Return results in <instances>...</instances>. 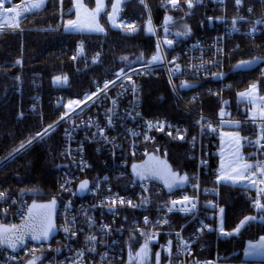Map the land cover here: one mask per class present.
Wrapping results in <instances>:
<instances>
[{
	"label": "built area",
	"instance_id": "1",
	"mask_svg": "<svg viewBox=\"0 0 264 264\" xmlns=\"http://www.w3.org/2000/svg\"><path fill=\"white\" fill-rule=\"evenodd\" d=\"M20 2L0 0V11ZM225 2L171 0L164 5L160 22L155 20L148 0H137L140 8L134 17L124 6L119 7L117 26L130 35L143 30L153 39V51L144 64L115 71L77 107L60 114L59 121L47 130L63 128L60 153L65 170L56 191L44 199L58 205L56 236L49 243H28L17 253L0 247V264H21L36 254L43 256L42 264H120L125 255L138 264V251L143 252L144 264H218L222 257L210 254L211 236L221 242L231 236L219 227L217 203L222 185L217 178L219 135L223 130L241 134L242 159L251 165L232 185L244 190L253 216L264 212V63L253 53L251 62L256 64L240 71L239 88L228 80L221 87L204 89L208 97L227 94L220 113L210 115L195 108L193 103L199 94L190 92L204 80L227 78L239 71L230 66V56L237 48L232 43L242 37L254 41L264 32V0H239L234 17L204 12L202 20L211 34L200 31L186 42L176 37L165 16L175 13L184 20L205 5L225 12ZM27 13L29 10L22 16ZM6 17L2 16L0 30L11 29L4 25ZM168 40L173 42L170 48L164 45ZM81 49L77 43L73 61ZM157 55L160 60L153 62ZM157 69L164 71L173 95L189 113L188 124L151 118L141 112L140 80ZM244 73L255 76L246 78ZM252 85H256L251 92L254 103L240 99V94L248 93ZM181 87L185 94L180 92ZM34 101L31 108L40 99ZM179 147L185 148L186 155L176 168L171 166L168 154ZM152 160L166 165L177 179L184 177V185L170 192L161 182L137 178L135 170ZM85 181L88 187L81 190L79 186ZM0 193V225L11 227L24 220L31 202L40 200L38 194L30 195L33 200L29 201L26 196ZM129 200L135 207L128 204ZM184 207L191 211H180Z\"/></svg>",
	"mask_w": 264,
	"mask_h": 264
},
{
	"label": "trees",
	"instance_id": "2",
	"mask_svg": "<svg viewBox=\"0 0 264 264\" xmlns=\"http://www.w3.org/2000/svg\"><path fill=\"white\" fill-rule=\"evenodd\" d=\"M165 1L148 0L157 22L162 20ZM81 2L90 9L94 8L95 0ZM134 3L124 2L127 13L133 17L139 12ZM225 4L226 13L211 5L197 8L186 20L191 34L183 38L176 32V37L186 42L200 31L211 34L202 20V14L232 16L234 0H226ZM109 11L107 0L104 13L96 18L103 32L72 33L65 31L62 24L74 17L71 0H47L43 9L29 12L19 19V29L0 31V191L12 196L33 192L45 197L53 193L65 169L60 156L62 127L34 140L58 120L64 110L59 102L86 98L116 70H129L142 65L151 55L153 39L144 35L142 30L130 35L112 26L107 18ZM77 43L82 49L73 61ZM232 44H236L237 48L230 56V66L251 62L253 53L261 64L264 63V32L259 33L254 41L242 37ZM95 58L97 62L93 61ZM239 74L240 71H236L235 75L227 78L198 83L190 91L199 94L194 107L210 115L217 114L227 94L208 97L204 89L223 86L228 80L239 88ZM243 75L246 78L255 76L252 73ZM56 77H60L63 83H57ZM180 92L186 93L182 87ZM37 97L40 102L31 109ZM140 110L148 117L164 118L184 125L191 120L189 113L173 95L161 69L141 80ZM21 145L25 147L21 148ZM185 155L183 147L169 152L171 166L178 168ZM217 203L219 227L231 236L225 242L211 236V251L222 254L224 263H246L243 258L245 244L264 236V212L253 216L244 190L231 184L220 186ZM242 221L245 223L241 224ZM120 264L135 263L129 262L125 255Z\"/></svg>",
	"mask_w": 264,
	"mask_h": 264
},
{
	"label": "rangeland",
	"instance_id": "3",
	"mask_svg": "<svg viewBox=\"0 0 264 264\" xmlns=\"http://www.w3.org/2000/svg\"><path fill=\"white\" fill-rule=\"evenodd\" d=\"M108 1L110 3V11L107 14V18H108L109 23L112 26H116V27H118L117 23H116L117 22V12H118V9H119L120 6H124V2H126V1H132L133 3L135 2L134 4L138 8H140L139 7L140 5H138L137 0H108ZM170 1L171 0H166L164 2L163 9H164V5L166 6ZM179 1L184 2L185 0H179ZM14 3L16 4L18 2L14 1ZM71 3L73 5V9H74V12H75L74 13V17L71 20H65L64 22L62 21L63 23L61 22L63 24L64 30L67 31V32H72V33H80V32L98 33V32H100V31H98V29L101 28V26L98 24L96 18L98 17V15L104 13V9H105V5L107 4V0H95V5H94V8H92V9L88 8L83 2H81V0H74V1L71 0ZM237 3H238L237 0H234V4L231 7L233 15L232 16H227V17H234L236 15L235 9H236ZM45 4H46V1H45ZM45 4L43 6H45ZM225 7H226V5H225ZM7 8H11V7L7 6ZM36 11H40V9L36 10ZM36 11H34V12H36ZM226 11H227V9L225 8V13H226ZM29 12H30V10H29ZM151 12H152V10H151ZM162 14H165V9L162 11ZM165 16H166V20L171 22L170 26L172 27L175 35H176V32H177L183 38H185L189 34H191V33H189V28H188V26L186 24V20L189 17L188 15L185 17L184 20L179 19L178 15L175 14V13H167ZM12 17H13L12 14H9L5 18V23H6V24H4L5 26H9L8 24H10L12 22V20H13ZM162 19H163V17H162ZM140 22L143 25L144 22L143 21H140ZM17 29H19V25H18L17 28L16 27H11V29H7V30H17ZM4 30H6V29H4ZM0 31H2V30H0ZM189 40H191V39H189ZM135 67H137V66H135ZM123 71H126V70H123ZM144 78H146V77H144ZM141 80H140V84H141ZM57 83H63V82L59 81ZM140 97H141V95H140ZM239 97L242 100H248L249 102L254 103L253 94L244 95V96H241V94H240ZM86 98H84V99H86ZM84 99L74 100V101H67V102L60 101L59 104L64 106V110H62L60 114H62V113L67 114L69 111L73 110L81 102H83ZM34 103H35V101H34ZM31 109H34V108H31ZM59 119H60V115H59V118H58L57 121H59ZM49 128L44 130L41 134L47 132V130ZM56 128H54V129H56ZM54 129H52V130H54ZM47 133H49V132H47ZM41 134H39V135H41ZM242 142H243L242 136H241V134L238 131H233V130H223V131H221V133L219 135V148H220V151H221V157H220V160H219V163H218V170H217V178H218V181L220 183H230V184L233 183V181H231V180H223V179H221V177H223L225 175H233L234 176V175H236L237 171H239V172H241L243 174V171H244L243 165L245 164V162L242 159V155H241ZM60 156H61V153H60ZM240 180H241V178H237L236 182L240 181ZM58 184H59V182H58ZM0 192H3V191H0ZM33 194H36V193L28 192L26 194L16 195V196L17 197H21V198L23 196H26V198H28V200L30 201V200H33V198L30 196V195H33ZM6 195H7V193H6ZM13 196H15V195H13ZM1 225L8 226L7 224H1ZM8 227H11V226H8ZM13 227H15V226H13ZM262 242H264V236L259 238L255 242L246 243L245 247H244L243 258L246 261H248L250 259H264V248L256 247V248L253 249V248L250 247L251 245L259 246ZM246 253H250V254H246ZM43 259H44L43 256H40V254H36L34 256H28L27 258H25L24 260L21 261L22 262L21 264H42L43 263ZM136 259L138 261V264H144V255H143L142 251H138L136 253ZM227 264H230V263H227Z\"/></svg>",
	"mask_w": 264,
	"mask_h": 264
},
{
	"label": "water",
	"instance_id": "4",
	"mask_svg": "<svg viewBox=\"0 0 264 264\" xmlns=\"http://www.w3.org/2000/svg\"><path fill=\"white\" fill-rule=\"evenodd\" d=\"M164 45L170 48V45L166 42H164ZM255 64L256 62L239 63L236 66V70L246 71L251 69ZM134 173L137 178L143 177L161 182L170 192L178 190L184 185V180L181 181V179H177L171 175L168 167L159 163V161L145 162ZM57 209L58 206L55 201L31 203L28 206L26 217L21 223L15 227L0 225V239H4L5 241L0 247L12 253H17L28 243L39 244L51 242L56 236L55 224ZM49 224L52 227L49 230L47 238L41 236L39 240L32 239L33 235H40L42 230ZM18 238H22L23 242ZM12 244L15 245V248L11 247Z\"/></svg>",
	"mask_w": 264,
	"mask_h": 264
},
{
	"label": "snow or ice",
	"instance_id": "5",
	"mask_svg": "<svg viewBox=\"0 0 264 264\" xmlns=\"http://www.w3.org/2000/svg\"><path fill=\"white\" fill-rule=\"evenodd\" d=\"M173 2H175V0H173ZM237 2L239 3V0H237ZM37 7H39V5H33V8H37ZM73 27H74V26H73ZM98 31L103 32V28H99ZM148 31L151 32L152 29L149 28ZM177 35H180V34L178 33ZM166 43L169 44V45H171L173 42H172L171 40H168V41H166ZM152 60H153V62L159 61V60H160L159 55L154 56V57L152 58ZM243 63H247V62H243ZM238 67H239V66H238ZM117 77H119V73L117 74ZM55 79H56L57 82L60 81V77H56ZM107 87H108V85L106 84V85H105V88H107ZM255 88H256V85H252V86H251V89H250V91H249V93H241V96H244V95H251V92H252L253 90H255ZM149 127H152V125H149ZM162 128H163V125H161V129H162ZM29 143H31V142H29ZM24 147H25V145H21V148H24ZM250 167H251V165H249V164H244V165H243V168H244V169H247V168H250ZM141 178H143V177H141ZM237 178H243V177H242V173L239 172V171H237V172H236V175H234V176H233V175H225V176L221 177V179H223V180H231V181H233V183L236 182ZM180 179H181V181H183L185 178H184V177H181ZM79 187H80V189H86V188L88 187V182L85 181V182L81 183ZM2 196H3V193H0V197H2ZM184 200L187 201V200H188V197H185ZM121 203H124V201L122 200ZM174 203H175V202H174ZM180 203H183V202H180ZM128 204H129L130 206L135 207V205H133L132 202H131L130 200L128 201ZM259 206H260L259 203H257V207H259ZM193 208H195V205H193ZM169 211H171V209H169ZM180 211L187 213V212H190L191 209H189V208H187V207H184V208L180 209ZM222 211H223V209H221V212H222ZM250 219H255V218H250ZM145 222H147V221H145ZM165 223H167V221H165ZM243 223H245V221H242V222H241V224H243ZM51 227H52V226L49 224L47 227H45V228L42 230V232L40 233V235H33L32 239H33V240H39L41 236H43L44 238H47V237H48L49 230L51 229ZM64 231H65V232H68L69 229H68L67 227H65V228H64ZM225 235H228V233H225ZM18 239H21V242H23V241H22V238H18ZM4 242H5L4 239H0V245H2ZM11 247L15 248V245L12 244ZM250 247L253 248V249L256 248V247L264 248V242H262L259 246H257V245H251ZM246 254H250V253H246Z\"/></svg>",
	"mask_w": 264,
	"mask_h": 264
},
{
	"label": "bare ground",
	"instance_id": "6",
	"mask_svg": "<svg viewBox=\"0 0 264 264\" xmlns=\"http://www.w3.org/2000/svg\"><path fill=\"white\" fill-rule=\"evenodd\" d=\"M45 1H47V0H22L21 2H20V4H18V5H14L11 9H9V10H7V11H3L2 10V8H1V11L0 12H2V16H4V15H6V16H8L9 15V13L10 14H12V18H13V20H12V22L10 23V24H8L9 25V27H18V25H19V23H18V25H17V21L19 22V18L24 14V13H26L28 10H39L40 8H42L43 7V5L45 4ZM33 5H39V7H37V8H33ZM2 16H0V22L2 21ZM221 111H219V113H220ZM54 125V124H53ZM153 161V160H152ZM148 162V161H147ZM145 163V162H144ZM222 184H230V183H222ZM232 185V184H231ZM5 193V192H4ZM6 194V193H5ZM8 195V194H7ZM39 195V199L40 200H38V201H36V202H44V201H46V200H44V199H46V197H44L43 195H40V194H38ZM9 196H11V195H9ZM13 197H16V196H13ZM246 202L248 203V206H249V202L246 200ZM31 203H35V202H31ZM30 203V204H31ZM29 204V205H30ZM230 239V238H229ZM212 249H211V246H210V254H213V253H216V256H220V257H222V255L221 254H219L216 250H213V251H211ZM222 259H223V257L221 258V260H220V262L218 263V264H227V263H224L223 261H222ZM129 260V262H132L133 260L132 259H128ZM231 264V263H230Z\"/></svg>",
	"mask_w": 264,
	"mask_h": 264
},
{
	"label": "crops",
	"instance_id": "7",
	"mask_svg": "<svg viewBox=\"0 0 264 264\" xmlns=\"http://www.w3.org/2000/svg\"><path fill=\"white\" fill-rule=\"evenodd\" d=\"M242 264H264V259H250L246 263Z\"/></svg>",
	"mask_w": 264,
	"mask_h": 264
},
{
	"label": "flooded vegetation",
	"instance_id": "8",
	"mask_svg": "<svg viewBox=\"0 0 264 264\" xmlns=\"http://www.w3.org/2000/svg\"><path fill=\"white\" fill-rule=\"evenodd\" d=\"M159 163H161V162H159Z\"/></svg>",
	"mask_w": 264,
	"mask_h": 264
}]
</instances>
